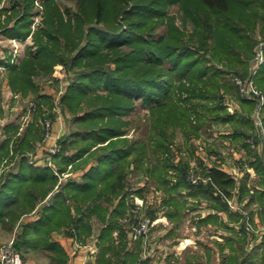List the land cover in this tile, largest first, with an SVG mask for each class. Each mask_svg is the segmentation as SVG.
Instances as JSON below:
<instances>
[{
	"label": "trees",
	"instance_id": "16d2710c",
	"mask_svg": "<svg viewBox=\"0 0 264 264\" xmlns=\"http://www.w3.org/2000/svg\"><path fill=\"white\" fill-rule=\"evenodd\" d=\"M14 2V12L17 5H22L23 14L11 25V15L5 20L1 18L9 10L1 9L0 28L11 36L26 38L32 33L30 14L35 0ZM45 5L44 24L33 32L37 45L28 48L20 63L0 60V65L7 66L12 90L23 95L36 94L40 108L45 103L49 108L54 105L51 95L39 94L37 77L50 76L57 63L75 71L61 100L76 116L77 129L72 132L73 139L61 138V148L53 155L48 153L52 155L53 165H37L34 158L23 157L17 161L16 171L0 174V216L32 211L37 201L48 197L59 184L52 203L46 202L41 207L38 220L26 223L24 230L17 234L14 239L17 249L23 253L25 246H42L56 251L63 261L65 251L51 240L52 231L63 228L67 234L85 242L93 234L96 216L102 222L97 233L99 264H138V250L141 249L129 247L122 220L134 213L138 205L134 196L141 195L139 191L135 195L130 190L131 164L141 157L147 160L149 154L148 145H137L127 136L125 128L129 123L125 115L139 98L150 107L149 144L163 162L148 163L146 170L157 173L164 183L162 189L169 193L166 198L169 218L178 216L180 203L174 191L187 189L192 193L205 188L212 195L211 206L222 211L229 210L227 197L233 196L237 186L241 195L249 190L247 184H238L234 175L218 165L205 167L204 176L200 175L207 178L205 182L203 179L200 183L189 180V159L181 157L176 161L171 153L177 127L185 133L194 131L198 135L201 126L223 114L225 123H233L234 137L238 136L242 145L253 153L250 164L264 184L262 157L246 141L254 132L251 131L252 115L257 102L246 97L233 83L238 89L235 94L240 110L230 112L221 91H232V85L225 80V72L232 71L242 77L249 74L258 25L264 32V0H79L77 11L68 16L56 0H45ZM171 5L181 6L186 20H193L192 34L176 23L169 12ZM160 24L167 26L163 34L156 32ZM256 82L264 89V64ZM31 126L33 124L19 143L20 149L27 152L34 148L35 141L44 132L41 124L40 130L36 127L40 131L38 134L35 130L36 139H28ZM7 143L0 147V169L3 160L10 156ZM77 144L79 151L67 157L69 148ZM133 150H141L142 154L137 153L131 159ZM61 157H67V162L62 163ZM68 164H72L73 171L85 169L80 178L60 180L54 166H58L61 173ZM169 170H173L174 181L168 180ZM9 202L14 206L7 210ZM155 212H149L151 220L156 218ZM211 217L216 220L219 215L203 217L202 222L208 223ZM245 230L239 235V241L247 245L255 233ZM143 237L141 233L135 246L142 244ZM228 242L233 248V239ZM262 250L264 264V247ZM238 259L237 255H232L227 264H239ZM191 264L201 263L192 260Z\"/></svg>",
	"mask_w": 264,
	"mask_h": 264
},
{
	"label": "rangeland",
	"instance_id": "374dc122",
	"mask_svg": "<svg viewBox=\"0 0 264 264\" xmlns=\"http://www.w3.org/2000/svg\"><path fill=\"white\" fill-rule=\"evenodd\" d=\"M56 1L61 9L65 11L66 16L73 15L79 6V0ZM14 3V0H0V10H9L2 14L1 18L5 20L7 15H11V25L15 23V19L23 14L22 5H17V10L14 12ZM169 12L174 15L176 23L180 27L185 28L189 35L193 33L195 24L190 18L186 20L185 10L181 6L171 5ZM44 17H46L45 0H35L30 14L32 33L28 37L11 36L0 28V60H3L4 63L7 61L20 63L27 54L28 48L37 45L33 32L42 27ZM166 31L167 26L163 24L158 25L156 28L157 33L163 34ZM263 35L264 32L261 30V26L258 25L255 34L256 39L258 40ZM253 61L254 57L249 60V72ZM221 67L227 69V66L221 65ZM69 71L63 63H57L50 76L37 77L39 94L45 93L51 95V102L54 105L53 108H49L48 104L45 103L40 108L38 100L35 98L37 97L36 94L29 93L28 95H23L21 92L12 90L8 80L7 66L0 65V147H5L6 140H10L7 145L11 149L10 156L3 160L1 164V172L8 169H17L19 163L15 160L23 157L36 158L37 161L41 159L43 163L53 165L52 155L61 148L63 137L67 136L68 140L74 138L72 132L74 129H77L75 125L76 116L63 105L61 100V96L66 92L67 85L76 75L75 71ZM232 76V71L224 73L225 80L230 85L234 83ZM233 85L231 92H227L224 89L221 90L224 93L223 101L228 106L230 112L235 111L237 105H239L235 94L238 89L236 86L233 87ZM234 101L237 103L235 108ZM50 113L54 114L53 117L50 116ZM223 116L222 114L220 117H213L210 122L201 126L198 135L194 131L185 133L180 127H177L175 130V136L171 141L173 159L175 160L183 156L189 159L191 171H189L188 179L194 183L204 181L198 180L195 182L193 178L198 179L199 175L204 176V171L206 170L204 166L210 167L205 162L208 160L213 161L211 155L216 157L220 154L225 155L227 163L233 166L236 165L241 169L240 171L245 170L243 175L246 176V168L249 165L248 159L252 155L242 145L238 136L234 137V139L232 138V144L224 142L225 139L231 140L228 136H233V134H227L223 131H233L234 126L232 121L225 123L222 118ZM125 119L129 122L125 126L127 136L133 139L137 145L145 143L149 149L147 160L144 159L145 157H141L140 160H137V162L133 161L131 164L130 168L132 172L129 175L130 190L135 195L139 191L141 195L137 194V196H134L135 202L138 204L134 209V213L122 220L127 231L130 248H137V245L135 246V234L139 233V230L144 231L143 242L141 244L143 247L142 256L146 259L144 264H191L192 260L201 264H227L232 255L239 257V263L246 257V263L244 262V264H263V250L258 247L256 248V243L258 242L252 241L253 237H251L248 248L243 241L237 239V236L242 235L241 232L245 230V220L240 216L239 211L233 209L231 206L229 210L222 211L213 208L211 206L213 198L207 189H195L192 193L190 192L191 190L187 189L174 191L173 195L179 203H186V206H180L179 204L178 216L174 219L166 215L168 209L166 198L169 193L162 189L164 183L158 174L147 172L146 170L148 163H163L160 161V157L158 158L153 152L154 147L149 144L152 122L150 107L139 98L136 100L135 107L125 115ZM48 121L52 122L51 134L48 142L43 143V138L48 133ZM30 124H33V126H31V129L29 128L30 131L27 133L28 139H36V131L40 134L41 124L44 132L41 138L35 141L34 148L28 150L29 153L20 149L19 143ZM16 126L18 127L17 129ZM36 127L38 129L40 127V129L38 130ZM240 127L245 128L246 125H240ZM78 146L77 144L70 147L66 153L67 157L75 155L79 151ZM234 147L237 152L233 151ZM50 148L55 150L53 151ZM33 150L35 152H32ZM48 153H52V155ZM137 153L142 154L141 150L138 152L133 150L130 158L132 159ZM201 155L208 160L203 159ZM67 157H61L62 163L67 162ZM140 161H144V164ZM54 167L55 173L60 174V180L62 181L81 175V172L73 171L72 164H68L67 169L61 173H59L58 166L55 165ZM169 171L168 180L174 181L172 177L173 170ZM256 179L250 178L249 184L251 187ZM214 193L217 194V192ZM252 193L254 192L246 193L245 197H248ZM240 204L250 212L251 220L255 219L254 216L257 211L247 203ZM151 211H156V218L149 222V212ZM215 214L219 215L218 219L214 220L211 217L208 223L202 222L203 216ZM262 215L264 216V203L263 208L259 209V217ZM93 223L94 230L98 231L102 222L95 216ZM245 232L247 233L246 230ZM229 239H235L234 248L229 246ZM78 244L80 243L78 242ZM247 249L250 251L247 252ZM88 250L95 252L93 246ZM250 254H252V257L249 259ZM196 257H199V259ZM227 257L229 258L227 259Z\"/></svg>",
	"mask_w": 264,
	"mask_h": 264
},
{
	"label": "crops",
	"instance_id": "0c3cea01",
	"mask_svg": "<svg viewBox=\"0 0 264 264\" xmlns=\"http://www.w3.org/2000/svg\"><path fill=\"white\" fill-rule=\"evenodd\" d=\"M236 105H237V103L235 102L234 108L236 107ZM237 110H240V104L237 105L235 111H237ZM232 112H234V111H232ZM252 119H253V117H252ZM253 122H254V120H253ZM254 127H255V124L252 127L251 131L254 130ZM223 132H225L227 134H233V131H231V130H226ZM228 137L231 140L225 139L224 142L232 144L233 139H234V134H233V136L229 135ZM50 144H53V143H50ZM233 151L237 152V150H235V147L233 148ZM249 153H250V155L253 156V153L252 154H251V152H249ZM252 156L249 157V159H248L249 165L246 168V176H244L243 174H244L245 170L240 171L241 169L239 167H237L236 165L233 166V165L228 164L225 155L220 154L217 157L214 155H211V158H213V161L208 160L201 155V157L203 159L208 160L206 162L204 161L206 164H208V166L218 165L219 167L225 169L226 171H228L229 173L234 175L235 178L237 179L238 184L240 182H244L245 184H247L249 190L246 193H249L251 191L255 193L254 195H252L253 194L252 193L251 195L249 194L248 197H245L246 193L244 195H241L240 190L237 186L234 189L233 196L230 197V199L235 200L239 204L240 203H242V204L247 203L251 206V208H254L257 211V213L254 216L255 219H253L252 221H253L256 228H261L262 230L255 232V235L253 236L252 241L258 242V243H256V248L258 247V248L263 249V247H264V216L262 215L259 217V209L261 210L263 208L264 196L261 197L260 194L264 195V184L261 183V176L258 174L257 170L250 164L251 163L250 161L252 160ZM183 157H185V156H183ZM34 160L36 161L37 165H44L45 164L41 161V159L39 161H37V159L34 158ZM175 160L177 161V160H179V158H177ZM15 161H18V160H15ZM205 163H204V165H205ZM204 167H206V166H204ZM12 170L13 169H8V170L3 171V172L0 171V174L6 173L7 171H12ZM16 170L17 169H15L13 171H16ZM84 170H78V172H81V174H82ZM252 177L257 178V179L251 187L249 182H250V178H252ZM58 185L59 184H57L55 186L54 190L49 192L48 197H46L45 199L40 198L37 201L36 207L32 211L19 213V214L13 213L11 216L10 215L0 216V245L11 240V239H15L17 234L21 233L24 230V225L26 223L32 224L36 220H38V218L40 217L41 207L46 202H48L47 198H49L50 195L55 192V190L58 188ZM13 206H14V203L9 202V207H7V210H9ZM203 217H205V216H203ZM94 218H93V220H94ZM97 233H98V231L94 230V228H93V234H91L90 236L87 237L88 240H86L85 242H82V241L78 240L75 236L67 234L63 228L62 229H56V230L52 231L51 240L59 243L61 245V247L64 249L65 255H66L65 260L61 261L58 258V256H57L58 253L56 251L44 248L42 246H37V247L25 246L22 248L25 263L26 264H99V258H100V254H98L99 253V244H98L99 238H98ZM241 234H242V232H241ZM237 239L239 240V235L237 236ZM233 241H234V246H235V239H233ZM78 242L80 243L79 245L77 244ZM89 244H91L94 247L95 252H96V250H98L97 253H95L94 251L88 250ZM246 246L248 248L249 243ZM139 247L141 250H138ZM136 250H138L139 258H140L138 264H144L146 259H144L142 256L143 247L141 245L138 246V244H137ZM247 251L249 252L250 250L247 249ZM251 255L252 254H250L249 256L252 257ZM250 257H249V259H250Z\"/></svg>",
	"mask_w": 264,
	"mask_h": 264
},
{
	"label": "built area",
	"instance_id": "2783aa9c",
	"mask_svg": "<svg viewBox=\"0 0 264 264\" xmlns=\"http://www.w3.org/2000/svg\"><path fill=\"white\" fill-rule=\"evenodd\" d=\"M264 64V35L260 36L255 45V56L253 64L251 65V69L249 74L246 77H242L238 74H233L232 80L236 83L241 92L248 98L256 100L257 104L253 112V120H254V132L251 136H249L246 141L249 143L250 147L253 151L262 157L264 162V89L259 87L256 82V76L258 74L259 69ZM48 133L43 138V143H47L50 138L52 122L48 121ZM51 150H55L50 148ZM52 152V151H51ZM203 179L204 181L207 178H202L200 175L197 178H193V181L197 182L198 180ZM227 201L230 206L238 210L239 213L243 216L245 220V229L248 233L252 234L257 231L262 230L261 228H256L253 224L250 216V212L246 210L241 204L237 203L235 200H231L227 197ZM149 222L151 219H148ZM141 233L144 234L143 230H139V233L135 234V238L137 239ZM78 244V243H77ZM79 245V244H78ZM92 245L89 244L88 248H91ZM0 264H26L23 253L17 249L14 244V239H11L0 245Z\"/></svg>",
	"mask_w": 264,
	"mask_h": 264
},
{
	"label": "water",
	"instance_id": "95a60500",
	"mask_svg": "<svg viewBox=\"0 0 264 264\" xmlns=\"http://www.w3.org/2000/svg\"><path fill=\"white\" fill-rule=\"evenodd\" d=\"M55 195H56V192L52 193V194L50 195V197L48 198V202L52 203V201L54 200ZM245 260H246V257H244V258L240 261L239 264H244Z\"/></svg>",
	"mask_w": 264,
	"mask_h": 264
}]
</instances>
